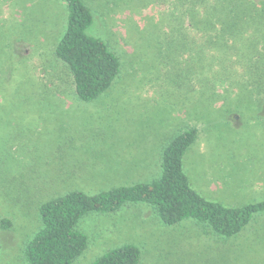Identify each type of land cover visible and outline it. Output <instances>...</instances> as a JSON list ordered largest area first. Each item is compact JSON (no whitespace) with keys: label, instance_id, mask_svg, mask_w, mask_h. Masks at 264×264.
Here are the masks:
<instances>
[{"label":"rangeland","instance_id":"obj_1","mask_svg":"<svg viewBox=\"0 0 264 264\" xmlns=\"http://www.w3.org/2000/svg\"><path fill=\"white\" fill-rule=\"evenodd\" d=\"M83 1L93 15L87 33L120 61L111 88L89 102L76 98L54 55L63 0H0V264H27L45 202L157 180L164 146L188 127L198 139L183 169L199 195L229 207L264 201L263 97L227 96L223 84L216 95L211 84L200 93L175 91L172 65L161 69L175 55L185 14L186 22L211 9L245 8L247 0ZM77 229L88 244L71 264L123 245L139 248V264H264V212L231 237L191 219L165 225L140 203L88 213Z\"/></svg>","mask_w":264,"mask_h":264},{"label":"trees","instance_id":"obj_2","mask_svg":"<svg viewBox=\"0 0 264 264\" xmlns=\"http://www.w3.org/2000/svg\"><path fill=\"white\" fill-rule=\"evenodd\" d=\"M63 2L65 27L54 55L66 66L76 98L89 102L111 88L120 73V61L105 43L87 33L93 15L84 1ZM247 2L245 8L235 10L233 5L221 13L211 9V16L200 12L186 22L185 14L181 36L174 43L175 55L168 57L170 60L161 67L165 73L172 65L177 77L175 91L186 93L188 87L190 92L200 93L206 91V84H211L210 93L216 95V84H223L227 96L248 97L256 93L264 100V0L260 6L252 0ZM189 61L192 68L186 67ZM178 80L189 84L179 85ZM191 81H196L198 87ZM197 139L196 127L175 132L161 152V174L157 180L96 195L68 192L42 204L41 228L24 251L27 264H71L88 244L87 237L77 229L79 221L88 213H114L127 204L150 206L165 225L191 219L221 237L239 233L255 214L264 212V201L229 207L199 195L183 169L184 155ZM140 256L136 246L123 245L90 264H139Z\"/></svg>","mask_w":264,"mask_h":264}]
</instances>
